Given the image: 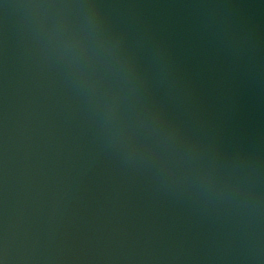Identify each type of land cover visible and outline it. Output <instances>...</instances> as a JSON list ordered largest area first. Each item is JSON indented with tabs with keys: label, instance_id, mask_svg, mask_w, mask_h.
<instances>
[{
	"label": "water",
	"instance_id": "water-1",
	"mask_svg": "<svg viewBox=\"0 0 264 264\" xmlns=\"http://www.w3.org/2000/svg\"><path fill=\"white\" fill-rule=\"evenodd\" d=\"M0 264H264V0H0Z\"/></svg>",
	"mask_w": 264,
	"mask_h": 264
}]
</instances>
